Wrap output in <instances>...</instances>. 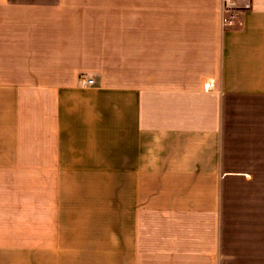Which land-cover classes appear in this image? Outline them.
<instances>
[{
  "label": "crops",
  "instance_id": "0c3cea01",
  "mask_svg": "<svg viewBox=\"0 0 264 264\" xmlns=\"http://www.w3.org/2000/svg\"><path fill=\"white\" fill-rule=\"evenodd\" d=\"M249 1L0 0V264H264Z\"/></svg>",
  "mask_w": 264,
  "mask_h": 264
},
{
  "label": "built area",
  "instance_id": "2783aa9c",
  "mask_svg": "<svg viewBox=\"0 0 264 264\" xmlns=\"http://www.w3.org/2000/svg\"><path fill=\"white\" fill-rule=\"evenodd\" d=\"M245 1L246 4L243 6H240L239 3ZM243 7L244 9L248 10L250 9V1L249 0H222V15H221V21L223 27H228L231 24H233L235 9ZM87 85H94L93 80H88Z\"/></svg>",
  "mask_w": 264,
  "mask_h": 264
},
{
  "label": "rangeland",
  "instance_id": "374dc122",
  "mask_svg": "<svg viewBox=\"0 0 264 264\" xmlns=\"http://www.w3.org/2000/svg\"><path fill=\"white\" fill-rule=\"evenodd\" d=\"M241 3H239L240 5ZM241 6V5H240ZM235 9V13L234 14V19H233V24H231L230 26L226 27V28H230V29H236L238 26H242L243 21H244V17H245V11H247L246 9H244L243 7H240Z\"/></svg>",
  "mask_w": 264,
  "mask_h": 264
}]
</instances>
